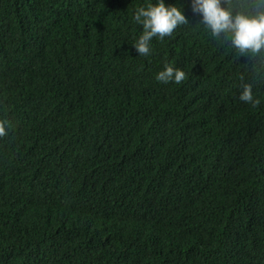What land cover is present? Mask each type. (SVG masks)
<instances>
[{
  "label": "trees",
  "instance_id": "16d2710c",
  "mask_svg": "<svg viewBox=\"0 0 264 264\" xmlns=\"http://www.w3.org/2000/svg\"><path fill=\"white\" fill-rule=\"evenodd\" d=\"M148 2L0 0V264H264V71Z\"/></svg>",
  "mask_w": 264,
  "mask_h": 264
},
{
  "label": "clouds",
  "instance_id": "9594fccd",
  "mask_svg": "<svg viewBox=\"0 0 264 264\" xmlns=\"http://www.w3.org/2000/svg\"><path fill=\"white\" fill-rule=\"evenodd\" d=\"M191 11L198 15L197 26L211 37L225 42L238 57L253 61L257 71H264V0H189ZM132 19L140 25L141 33L131 44L138 56H147L151 51V41L171 35L179 25L189 24L181 6L165 4L155 0L136 7ZM159 83L179 84L185 73L179 68L165 63L155 73ZM238 99L255 107L259 101L252 94L249 83L241 85ZM9 122L0 120V137L8 134Z\"/></svg>",
  "mask_w": 264,
  "mask_h": 264
}]
</instances>
